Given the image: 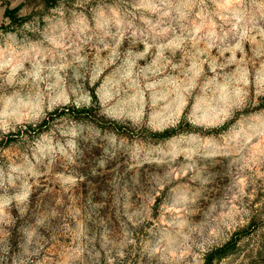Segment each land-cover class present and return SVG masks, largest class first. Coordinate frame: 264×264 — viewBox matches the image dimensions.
Masks as SVG:
<instances>
[{
    "label": "rangeland",
    "instance_id": "374dc122",
    "mask_svg": "<svg viewBox=\"0 0 264 264\" xmlns=\"http://www.w3.org/2000/svg\"><path fill=\"white\" fill-rule=\"evenodd\" d=\"M252 220L264 0H0V264H204Z\"/></svg>",
    "mask_w": 264,
    "mask_h": 264
},
{
    "label": "trees",
    "instance_id": "16d2710c",
    "mask_svg": "<svg viewBox=\"0 0 264 264\" xmlns=\"http://www.w3.org/2000/svg\"><path fill=\"white\" fill-rule=\"evenodd\" d=\"M58 0H44L47 4H54ZM21 9V6L15 7V8H7L5 11L6 16L10 17L12 22L18 20L19 17H17L18 11ZM20 20V19H19ZM63 110H66V106H63ZM78 111L82 112H88L89 110L87 108H81ZM167 135H171V131L167 130ZM259 227L255 220L250 221L248 224H245L241 227H239L231 236L229 240H227L225 243L220 245L219 247H216L212 250H210L208 253H206L205 256V262L204 264H217L222 259L240 255L241 253H245V256L250 258L251 264H260L264 262V233H262V238L257 243L256 247H247V245L242 244L243 240L246 238V240H251L254 238L256 234L259 233Z\"/></svg>",
    "mask_w": 264,
    "mask_h": 264
}]
</instances>
